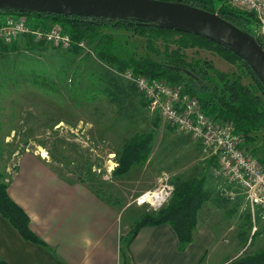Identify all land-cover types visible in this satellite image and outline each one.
Listing matches in <instances>:
<instances>
[{
	"label": "rangeland",
	"instance_id": "1",
	"mask_svg": "<svg viewBox=\"0 0 264 264\" xmlns=\"http://www.w3.org/2000/svg\"><path fill=\"white\" fill-rule=\"evenodd\" d=\"M104 31L113 36L118 50L145 52L159 60L165 59V46L169 50L175 47L170 39L155 40L159 56L150 51L141 35L126 30ZM7 45V50L0 49L1 174L4 164L14 162L18 153L25 151L37 153L65 176L72 175L69 170L85 175L82 164L87 162L86 176L92 179V189L117 203L118 209L123 208L120 224L129 228L142 213L156 211L146 204L138 205L136 198L156 187L161 177L167 175L173 185L204 177L212 216L220 220V225L230 226L219 230V248L208 263L214 264L236 248H242L240 253L264 250V211L256 209V232H252L247 203L246 209L239 211L241 204L233 200L237 191L244 198L242 189L215 175L214 157L151 113L123 72L99 60L87 41L78 52L39 41L29 44L25 37ZM181 53L185 61L198 60L209 75L216 69L240 77L244 84L253 83L238 62H228L211 49L193 46L181 49ZM149 131L153 132V140L147 160L132 166L128 173L113 177L111 171L123 143ZM263 133L264 130L254 133L251 149L246 145L260 159L264 158Z\"/></svg>",
	"mask_w": 264,
	"mask_h": 264
},
{
	"label": "trees",
	"instance_id": "2",
	"mask_svg": "<svg viewBox=\"0 0 264 264\" xmlns=\"http://www.w3.org/2000/svg\"><path fill=\"white\" fill-rule=\"evenodd\" d=\"M164 1H178L217 13L221 18L234 24L260 42L252 32V27L256 21L255 15L252 12L230 6L226 0ZM7 15L26 16L27 24L31 28L42 27L47 29L53 24H59L63 31L69 34L74 41L69 48L71 51L78 52L81 48L77 45V42L84 40L92 46L99 60L113 66L117 71L130 70L133 73L161 79L171 85L181 87L183 92L190 93L199 100L200 107L206 115L215 120L232 122L235 131L242 135L244 144L247 145L248 143L249 148L253 147L254 133L264 130V82L241 53L211 37L200 33L180 31L167 25L137 17H100L13 8L0 9V17ZM105 29L126 30L141 35L146 38L150 51L155 52L157 55H161L154 45V41L157 39L162 41L170 39L175 47L169 50L165 46L166 50L163 56L165 59L163 60L151 57L145 52L133 54L120 51L113 42V36L106 33ZM20 37H25L29 44L34 41L31 34ZM39 43L45 42L39 41ZM7 44L0 40V49L7 50ZM193 46L211 49L228 62H238L243 67V71L251 77L253 83L244 84L240 77L216 69L212 71L213 75H209L205 68L198 64V60L193 63L185 61L181 49ZM261 46L263 47L262 43ZM152 140L153 132L151 131L127 139L117 156L116 165L112 169L111 175L113 177L124 175L129 172L132 166L144 163L151 153ZM258 159L264 165V158ZM82 165H84L82 168L85 175L80 172L72 173L69 170L68 173H71V176H65L58 168L49 166L64 181L83 183L92 189V186H94L92 185V179L89 180L90 177L86 176L87 162ZM3 178L0 173L1 216L18 231L23 239L37 245L46 246V243L30 229L27 213L9 196L7 182ZM89 182H92V184ZM93 191L103 196L100 192ZM207 198L204 177H196L175 183L173 194L163 207L154 212L142 213L131 228L120 236L121 264H133L130 260V243L143 226L168 223L175 231L179 249L182 250L193 241L197 213ZM242 236H244L243 233H241ZM0 264L7 263L0 258ZM225 264H264V250L253 253L242 252L231 260H227Z\"/></svg>",
	"mask_w": 264,
	"mask_h": 264
},
{
	"label": "crops",
	"instance_id": "3",
	"mask_svg": "<svg viewBox=\"0 0 264 264\" xmlns=\"http://www.w3.org/2000/svg\"><path fill=\"white\" fill-rule=\"evenodd\" d=\"M2 174L9 196L29 216L30 229L46 243L23 239L0 214V258L7 264H121L119 239L130 228L121 226L123 208L117 203L86 184L64 181L37 153H18L14 162L4 164ZM241 196L237 191L233 199L241 204L239 211L247 203ZM210 200L199 209L193 241L182 250L168 223L141 227L129 247L133 264H209L219 248V230L230 229L212 216ZM241 250L236 248L214 264H225Z\"/></svg>",
	"mask_w": 264,
	"mask_h": 264
},
{
	"label": "built area",
	"instance_id": "4",
	"mask_svg": "<svg viewBox=\"0 0 264 264\" xmlns=\"http://www.w3.org/2000/svg\"><path fill=\"white\" fill-rule=\"evenodd\" d=\"M232 7L252 12L255 24L252 32L264 49V0H226ZM31 34L34 41L69 48L73 40L58 24L45 29L31 28L24 15L0 17V40L10 43L20 36ZM79 43V42H78ZM84 47V41L77 44ZM142 96L147 109L155 113L184 135L197 142L210 157H214L213 173L228 183L242 189L252 215V232L256 230L255 212L264 211V165L251 153L243 142L242 135L235 131L232 122L215 120L206 115L199 100L181 88L164 80L149 78L130 70L123 72ZM174 191L167 175L160 178L153 189L144 191L136 198L138 205L146 204L154 210L164 206Z\"/></svg>",
	"mask_w": 264,
	"mask_h": 264
},
{
	"label": "water",
	"instance_id": "5",
	"mask_svg": "<svg viewBox=\"0 0 264 264\" xmlns=\"http://www.w3.org/2000/svg\"><path fill=\"white\" fill-rule=\"evenodd\" d=\"M35 10L66 15L137 17L184 32L206 35L241 53L264 82V49L243 30L213 13L164 0H0V9Z\"/></svg>",
	"mask_w": 264,
	"mask_h": 264
},
{
	"label": "bare ground",
	"instance_id": "6",
	"mask_svg": "<svg viewBox=\"0 0 264 264\" xmlns=\"http://www.w3.org/2000/svg\"><path fill=\"white\" fill-rule=\"evenodd\" d=\"M182 90V89H181ZM190 94V93H189ZM205 112V111H204ZM244 137V136H243Z\"/></svg>",
	"mask_w": 264,
	"mask_h": 264
}]
</instances>
